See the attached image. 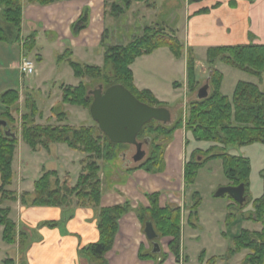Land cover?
Segmentation results:
<instances>
[{
	"label": "trees",
	"instance_id": "1",
	"mask_svg": "<svg viewBox=\"0 0 264 264\" xmlns=\"http://www.w3.org/2000/svg\"><path fill=\"white\" fill-rule=\"evenodd\" d=\"M23 0H0L3 7V16L14 30L15 41L20 40V29L22 21ZM59 0H27L30 4L47 6ZM202 0H187L188 4H197ZM144 0H113L109 6L107 15L115 19L124 14L134 3ZM105 2V9H107ZM217 6V5H216ZM209 9H202L197 14H205ZM88 12L83 11L78 20L73 24V34H77L87 27ZM107 29L104 31L101 40L103 52L102 66L88 65L74 61L70 49L65 50L57 57L58 62H65L71 68L73 77L79 80L76 87H64L62 93V104L78 107L89 111L92 98L88 96L91 91L85 84V79L90 82L101 81L103 90L120 84L140 103L150 107H162L154 96L148 91H138L133 85V75L130 66L135 60L152 55L159 49L166 48L176 59L184 54V45L173 33H167L163 28L148 27L142 35L134 37L126 45L107 46ZM12 32H4L0 28V42H7ZM29 44L20 46V51L26 56L34 46L32 37H29ZM207 65L209 66L208 85L211 89L204 99H195L188 103L184 119H179L172 126L151 121L143 126L137 136V140H145L149 148L146 159L134 169H141L150 174L161 173L164 170L163 154L167 145L172 140L173 133L178 129H184L191 133L197 142H208L214 146L204 155L194 154L184 165L183 181L185 190L194 185L197 173L210 162H219L227 186H244L245 203L249 186L250 162L241 156L230 154L232 149L261 145L264 150V91L257 85L238 82L234 89L232 98L229 100L221 94L220 87L222 75L214 69L216 63H221L233 69L242 71L255 77L260 84L264 76V45H245L235 47L209 48L206 52ZM186 60V85L190 93H193L198 85L194 78V55L190 49L185 50ZM19 93L8 90L0 95V107L5 109L2 112L7 122H14L10 113L12 107L18 102ZM25 113L21 115L20 134L14 133V138L5 135V129L0 128V228H2L1 239L6 245L21 243L22 238H27L26 233H17L15 223L9 218L11 205L17 202L24 207H84L92 208L97 216V229L99 240L89 245L84 251L96 264H107L104 255L114 242L118 231L119 219L130 211L128 202L112 208H101L99 205L101 197V180L99 163L104 159L114 156V150L123 148L124 145H114L99 131L97 125L94 127L78 126H39L34 123L37 116H40L35 101L30 97L24 100ZM54 106L51 108L53 115L58 120L66 119L67 114L57 112ZM56 112V113H55ZM7 127V128H8ZM98 131V134L95 132ZM18 138H21L33 153L41 150L48 152L52 146L65 145L69 150L85 155L79 161V175L73 186L70 177L64 176L60 179L56 171H42V175L34 182V191L18 194L14 188L16 174L13 169ZM263 183V194L252 202L253 213L249 220L261 223L264 219V170L261 172ZM214 196V194H213ZM227 196V195H225ZM159 194L148 196L149 209H136V215L143 229L146 223L152 224L157 239L153 242L158 244L161 238L169 237V253L180 260L181 250V208L176 205L166 206L164 209L158 207ZM215 197V196H214ZM224 197V196H223ZM231 199V198H230ZM232 201V200H231ZM190 206L188 221L193 227L196 222L197 210L201 202L198 192L193 191L190 195ZM233 202V201H232ZM234 203V202H233ZM236 204V203H234ZM237 205V204H236ZM186 206V205H185ZM52 228L53 223L45 224ZM152 245L151 242H149ZM242 251L249 254L244 257L242 264H264V233H250L241 230L233 238L229 248V255L233 256ZM156 254H142L139 252V259L154 260ZM165 258H160L156 264H163ZM2 264H13L11 259L3 260Z\"/></svg>",
	"mask_w": 264,
	"mask_h": 264
},
{
	"label": "crops",
	"instance_id": "2",
	"mask_svg": "<svg viewBox=\"0 0 264 264\" xmlns=\"http://www.w3.org/2000/svg\"><path fill=\"white\" fill-rule=\"evenodd\" d=\"M105 2L106 0H59L51 5L40 6L23 0L20 37L33 38L32 50L41 42L43 44L56 43L57 49L62 48L57 56L70 49L71 57L76 61L98 66L97 63H93V60L100 61L101 58L103 59L101 40L104 31L107 29ZM202 9H209V12L197 14ZM85 10L88 12L87 27L79 33L73 34L72 26ZM186 21L183 39L177 38L184 45V54L181 58L184 67L186 49H190L195 55L196 49H200L206 54L209 48L249 44L264 45V0H202L197 4H188ZM51 51L48 50L47 54L54 56L55 53L53 54ZM40 54L37 53V55ZM146 57L149 56L141 58ZM38 60L42 61L43 58L38 56ZM134 63L130 66L133 77ZM133 85L138 91L148 90L161 103L162 107L167 109V103L159 100L154 89L145 85L143 80L136 81L133 78ZM205 85H208V80L202 87ZM176 87L174 92H178L180 88L177 84ZM183 88H185L184 85ZM207 92L209 93V85ZM179 96L180 94L176 93L171 99L174 102V99L177 98L176 103L174 102L177 106L175 110H178L186 100H191L193 93H190V96L187 94V98L181 102L182 104H177ZM168 110L170 111V109ZM213 146L212 143L197 142L191 133L184 129H178L173 133L171 142L164 150L163 172L150 174L141 169H134L138 165L132 161L134 153L131 154L130 146L115 156L120 161L119 167L112 168L109 173L100 171V207L112 208L123 205L125 202H128L130 207V211L119 219L118 231L113 245L103 257L107 264H156L160 258H165L163 264H179L168 251V244L171 241L169 237L161 238L158 241L160 252L156 253L154 260L139 259V252L152 254V245L146 239L135 211L139 208L149 209L148 196L159 194L157 203L160 209L169 205L178 207L182 205L180 223L182 227L189 215L186 208L191 204L190 195L195 191V183L188 190H185L184 165L194 154L204 155ZM258 152L264 153L261 145L242 147L240 150L232 149L230 154L241 156L250 162L253 155L256 156L257 161L262 160L263 157L262 155L258 157ZM39 153L40 151L36 154ZM80 159L79 156L78 163ZM256 166L257 164H255ZM24 171L21 170L20 175L22 189L19 187L17 192L19 194L24 192L31 194L34 191V182L41 174L36 175L33 181H29L28 174ZM66 172L69 174V171ZM251 172L250 165L249 176H251ZM226 186L227 182L217 188L212 186L213 189L215 188L213 194L219 188ZM261 194L262 191L260 195L258 193L254 196L250 194L248 198L251 204L260 198ZM12 212H14V218ZM67 213V220L62 222L61 220L67 216ZM9 218L15 223L17 233L27 234V238H22L21 243L17 242L11 246L5 244L7 248H14L15 250L13 258H5L11 259L13 264H96V261L84 251L89 245L95 244L99 240L97 216L92 208H28L17 202L11 208ZM55 222H58V225ZM48 223H53L55 226L49 228L45 225ZM181 258L182 261L183 258H186L183 251H181Z\"/></svg>",
	"mask_w": 264,
	"mask_h": 264
},
{
	"label": "rangeland",
	"instance_id": "3",
	"mask_svg": "<svg viewBox=\"0 0 264 264\" xmlns=\"http://www.w3.org/2000/svg\"><path fill=\"white\" fill-rule=\"evenodd\" d=\"M112 2L113 0H106L108 4L107 13L111 12L109 6ZM187 12V0H144V2L134 3L129 10L115 19L107 15L106 28L108 33L105 47L110 45H126L134 37L142 35L143 31L148 27L163 28L167 33H173L177 38L182 40L187 23ZM0 28L4 32H12L8 36L7 42H0V95L8 90H14L19 93L18 102L10 110L15 121L12 123L9 122V130L18 135L20 134L21 115L25 113L24 100L27 96H30L35 101L41 113L34 120L36 125L94 127L95 123L92 121L88 110L62 104L63 88L68 86L76 87L79 83V80L73 77L72 70L67 63L57 61V53L62 48L57 49L55 47L56 43L43 44L41 42L37 44V47L28 53V57L34 65L35 72L29 76H22L18 69L19 49L21 45H25V42L28 45L29 39L20 37V40L15 41L14 30L5 21L3 7L1 5ZM48 50H52L51 52L53 54L55 53V55H48ZM37 53L41 54L37 55ZM38 56L42 57L43 60L39 61ZM73 60L76 61V59ZM93 63H97L101 67L103 59L101 58L100 61L94 59ZM193 67L194 78L198 85L193 92V98L186 100L187 94L190 96L186 85V64L184 67L182 59L174 58L168 49L163 48L149 57L140 58L133 65V78L136 81L143 80L145 85L154 89L159 100L167 103V109H170V111L174 110L170 112L171 122L164 126L170 127L179 119H184L188 103L195 100L196 91L208 80L209 66L207 65L204 51L196 49ZM214 69L222 75L220 92L229 100L232 98L238 82L257 85L261 91H264V76L262 82L259 84L255 77L224 64L216 63ZM99 83L102 84L101 81L90 82L88 79H85V84L91 90L96 89ZM176 84L180 86L178 92H174L177 88ZM183 85L185 88H183ZM210 91L211 89L209 88V93ZM176 93L180 94L177 104L186 100L178 110H175L177 108L175 106L177 98L174 99L175 103L171 101ZM59 105L60 107H57L56 111H62L67 114L66 119L63 121L58 120L57 116L53 115L51 111V108ZM4 111L5 109H1L0 107V120H8L2 114ZM98 133V131L95 132V134ZM253 146L260 145L254 144ZM127 148L129 147L125 146L115 149L113 157L104 159L99 163L100 171L109 173L112 168L119 167L120 161L115 156ZM130 150L131 154H133L134 148L130 147ZM235 150H240V148H236ZM143 151L145 152V157L136 165L141 164L146 159L149 152L147 144L143 145ZM262 153L258 152V157L262 155V160L257 161L255 155L251 156L252 160L250 161V165L252 174L249 176L248 193L246 194L247 201L243 205L234 204L228 196L220 198L213 196L215 188L213 189L212 186L217 188L219 185L226 184L219 162H210L199 170L194 189L198 192L201 202L197 210L196 222H192L193 227L190 224L191 221H188V217H186L184 225L181 227L180 254L183 251L186 258H183L184 260L182 261L180 255L179 264H242V260L249 252L242 251L230 256L229 248L232 245L233 238L241 230H247L250 233H264V219L261 223L249 220V216L253 213V207L248 198L250 194L254 196L258 193L260 195L261 191L263 194L261 172L264 170V153ZM79 156L81 159L85 157L83 154L81 155L69 150L62 144L60 146H52L48 152L41 150L39 154H36L22 142L21 138H18V146L13 163V169L16 174L14 188L16 191L22 189L20 185L21 170H25L24 172L28 174L29 181H33L38 174L42 175L43 170H54L57 171L60 179L68 175L71 186H73L79 175ZM255 164H257L256 167ZM66 171H69V174ZM11 207H14V205H11ZM74 207L73 205V207L67 209ZM14 212H12L13 218ZM66 218H68V213L61 221L64 222L67 220ZM55 224L58 225V222H55ZM14 255V248H7L2 242L0 228V264H2L5 258H13Z\"/></svg>",
	"mask_w": 264,
	"mask_h": 264
},
{
	"label": "water",
	"instance_id": "4",
	"mask_svg": "<svg viewBox=\"0 0 264 264\" xmlns=\"http://www.w3.org/2000/svg\"><path fill=\"white\" fill-rule=\"evenodd\" d=\"M208 85L198 90L197 99H204L208 95ZM92 98L89 114L99 131L114 145L131 146L135 148L132 157L134 163L142 161L145 152L142 151L143 143L138 142L137 136L144 125L151 121L167 125L171 122V113L164 107H150L140 103L122 85H113L106 90L102 86L88 92L87 98ZM7 122L0 120V128L5 129V135L14 138L7 128ZM244 186L219 188L214 196L216 198L227 195L237 205L245 203ZM143 233L152 243V254L160 252L159 244L152 224L144 225Z\"/></svg>",
	"mask_w": 264,
	"mask_h": 264
},
{
	"label": "built area",
	"instance_id": "5",
	"mask_svg": "<svg viewBox=\"0 0 264 264\" xmlns=\"http://www.w3.org/2000/svg\"><path fill=\"white\" fill-rule=\"evenodd\" d=\"M18 69L22 76H29L35 72L32 61L23 52H20Z\"/></svg>",
	"mask_w": 264,
	"mask_h": 264
},
{
	"label": "flooded vegetation",
	"instance_id": "6",
	"mask_svg": "<svg viewBox=\"0 0 264 264\" xmlns=\"http://www.w3.org/2000/svg\"><path fill=\"white\" fill-rule=\"evenodd\" d=\"M138 142L143 143V145H145V140H139ZM142 151H143V147H142ZM135 153H136V151H135V148H134V154L132 155V157L135 155Z\"/></svg>",
	"mask_w": 264,
	"mask_h": 264
}]
</instances>
